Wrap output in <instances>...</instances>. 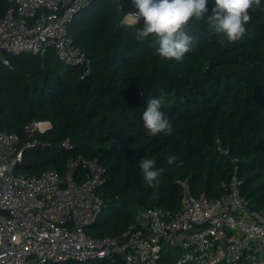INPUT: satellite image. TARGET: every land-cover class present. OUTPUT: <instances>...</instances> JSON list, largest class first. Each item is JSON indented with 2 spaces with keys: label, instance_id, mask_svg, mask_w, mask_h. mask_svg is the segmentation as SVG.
<instances>
[{
  "label": "trees",
  "instance_id": "trees-1",
  "mask_svg": "<svg viewBox=\"0 0 264 264\" xmlns=\"http://www.w3.org/2000/svg\"><path fill=\"white\" fill-rule=\"evenodd\" d=\"M264 6V0H261ZM133 0H95L69 26L91 69L68 66L53 49L5 54L0 63V127L20 137L23 161L16 174L65 173L83 156L104 169L103 207L86 229L95 239L122 234L145 209L177 211L179 182L196 197L216 199L233 176L252 211L264 212V7L252 11L242 39L221 44L206 25L190 22L193 50L182 63L162 60L154 36L123 23L118 12ZM11 4L0 0V18ZM212 15L215 0L206 5ZM160 98L171 135H148L142 113ZM49 121L33 136L25 126ZM177 161L168 164V157ZM164 171L156 187L143 179L140 161ZM155 183V182H154Z\"/></svg>",
  "mask_w": 264,
  "mask_h": 264
},
{
  "label": "built area",
  "instance_id": "built-area-1",
  "mask_svg": "<svg viewBox=\"0 0 264 264\" xmlns=\"http://www.w3.org/2000/svg\"><path fill=\"white\" fill-rule=\"evenodd\" d=\"M0 18V63L5 54H44L53 49L60 61L91 69V59L75 45L69 26L95 0H6ZM119 2L120 0H116ZM123 23L124 9L118 6ZM49 121L25 126L33 136ZM20 137L0 127V264H264V212L252 211L233 176L216 199L196 197L179 182L182 203L173 212L142 210L118 236L95 239L86 229L101 214L104 169L83 156L66 171L40 176L16 174L23 161Z\"/></svg>",
  "mask_w": 264,
  "mask_h": 264
},
{
  "label": "clouds",
  "instance_id": "clouds-1",
  "mask_svg": "<svg viewBox=\"0 0 264 264\" xmlns=\"http://www.w3.org/2000/svg\"><path fill=\"white\" fill-rule=\"evenodd\" d=\"M134 10L125 15V22L136 25L143 19L142 37L154 36L158 47L156 54L165 61H184L193 50V36L189 34L190 22L206 24L219 37L223 45L243 38L251 20V12L262 9L261 0H215L212 15L208 16V0H133ZM160 98L147 100L142 113L143 127L148 135L160 133L171 135L172 125L162 109ZM177 161L175 155L168 157V164ZM143 179L149 187H156L164 169L156 168L154 159L145 157L140 161ZM155 182V183H154Z\"/></svg>",
  "mask_w": 264,
  "mask_h": 264
}]
</instances>
